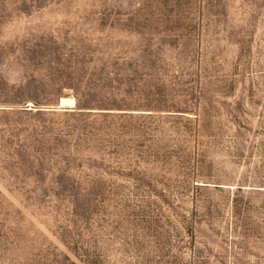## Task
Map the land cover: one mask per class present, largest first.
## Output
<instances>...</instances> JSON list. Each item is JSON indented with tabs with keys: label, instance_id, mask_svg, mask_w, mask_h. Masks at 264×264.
Segmentation results:
<instances>
[{
	"label": "rangeland",
	"instance_id": "obj_1",
	"mask_svg": "<svg viewBox=\"0 0 264 264\" xmlns=\"http://www.w3.org/2000/svg\"><path fill=\"white\" fill-rule=\"evenodd\" d=\"M0 264H264V0H0Z\"/></svg>",
	"mask_w": 264,
	"mask_h": 264
},
{
	"label": "bare ground",
	"instance_id": "obj_2",
	"mask_svg": "<svg viewBox=\"0 0 264 264\" xmlns=\"http://www.w3.org/2000/svg\"><path fill=\"white\" fill-rule=\"evenodd\" d=\"M74 104H75V99L74 98H70V97L62 98V102H61L62 106H65V105L74 106Z\"/></svg>",
	"mask_w": 264,
	"mask_h": 264
}]
</instances>
